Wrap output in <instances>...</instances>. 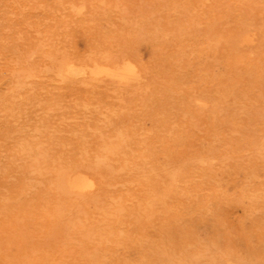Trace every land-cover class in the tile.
Listing matches in <instances>:
<instances>
[{"label": "rangeland", "instance_id": "1", "mask_svg": "<svg viewBox=\"0 0 264 264\" xmlns=\"http://www.w3.org/2000/svg\"><path fill=\"white\" fill-rule=\"evenodd\" d=\"M0 264H264V0H0Z\"/></svg>", "mask_w": 264, "mask_h": 264}, {"label": "bare ground", "instance_id": "2", "mask_svg": "<svg viewBox=\"0 0 264 264\" xmlns=\"http://www.w3.org/2000/svg\"><path fill=\"white\" fill-rule=\"evenodd\" d=\"M86 54V53H85ZM81 55V54H80ZM121 61V60H120ZM109 63V62H108ZM89 64H91V63H89ZM89 64H87V65H89ZM93 64V63H92ZM96 64H98L99 65V63H96ZM117 64V63H116ZM86 65V64H85ZM84 65V66H85ZM101 65V64H100ZM103 66H106L105 64H102ZM109 65V64H108ZM70 66V65H69ZM76 67H77V65H75ZM94 66V65H93ZM102 66V67H103ZM111 66H113V65H111ZM65 67V66H64ZM79 67H82V66H79ZM89 67H90V65H89ZM95 67V66H94ZM109 67V66H108ZM84 68V67H83ZM135 66L133 67V65L131 64V63H122L121 64V66H120V64L119 65H116V67H112V68H107V69H100V68H91V69H89V72L91 73V74H99V73H102V74H105V75H107V76H105V77H111V79L112 78H114L115 80L117 79L118 81L119 80H121V81H126V80H131V79H133L135 76H136V71H135ZM62 69V68H61ZM61 69H60V71H61ZM63 69H66V68H63ZM62 69V70H63ZM86 69H88V68H86ZM84 70V72H86L85 71V69H83ZM67 71L68 72H70V73H80L81 71L79 70V69H76V68H73V67H68L67 66ZM62 73H64V72H62ZM60 74H61V72H60ZM64 74H66V73H64ZM87 74L89 75V73H88V70H87ZM57 75H59V73L57 74ZM68 75V74H67ZM67 75H65L66 77H67ZM87 75V76H88ZM62 76H64V75H62ZM61 76V77H62ZM68 76H70V75H68ZM92 75H89V78L91 77ZM99 77H100V75H99ZM120 81V82H121ZM138 82V81H137ZM84 174V173H83ZM71 175H73V174H71ZM74 175H76V177L78 178L79 176L77 175V174H74ZM69 177H70V174H69ZM85 177H86V175H85ZM88 177V176H87ZM77 178H74V179H72L71 178V180H69V184H70V187H72V189H73V187H74V190H76L75 188H77V191H79L78 189H80V191H81V188H82V190H84L83 189V187L85 186H87V185H84L83 183L85 182L84 180V182L81 180V178L80 179H77ZM70 179V178H69ZM65 180H68V177H67V179L65 178ZM83 182V183H82ZM87 182H89V181H87ZM85 184H88V183H85ZM69 187V188H70ZM87 188V187H86ZM71 189V190H72Z\"/></svg>", "mask_w": 264, "mask_h": 264}]
</instances>
